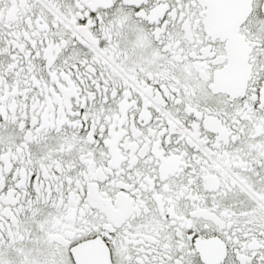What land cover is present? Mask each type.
Returning a JSON list of instances; mask_svg holds the SVG:
<instances>
[{
  "label": "snow or ice",
  "instance_id": "snow-or-ice-1",
  "mask_svg": "<svg viewBox=\"0 0 264 264\" xmlns=\"http://www.w3.org/2000/svg\"><path fill=\"white\" fill-rule=\"evenodd\" d=\"M0 264H264V0H0Z\"/></svg>",
  "mask_w": 264,
  "mask_h": 264
}]
</instances>
